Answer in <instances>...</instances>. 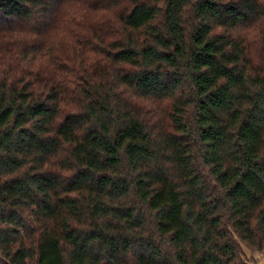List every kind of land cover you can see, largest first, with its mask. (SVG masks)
<instances>
[{
    "label": "trees",
    "instance_id": "trees-1",
    "mask_svg": "<svg viewBox=\"0 0 264 264\" xmlns=\"http://www.w3.org/2000/svg\"><path fill=\"white\" fill-rule=\"evenodd\" d=\"M264 261V0H0V264Z\"/></svg>",
    "mask_w": 264,
    "mask_h": 264
},
{
    "label": "rangeland",
    "instance_id": "rangeland-1",
    "mask_svg": "<svg viewBox=\"0 0 264 264\" xmlns=\"http://www.w3.org/2000/svg\"><path fill=\"white\" fill-rule=\"evenodd\" d=\"M247 255H248V261L250 262V264H264L262 254L260 253L250 254L247 252Z\"/></svg>",
    "mask_w": 264,
    "mask_h": 264
}]
</instances>
